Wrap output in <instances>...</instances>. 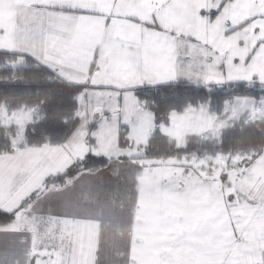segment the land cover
<instances>
[{"label":"snow or ice","instance_id":"1","mask_svg":"<svg viewBox=\"0 0 264 264\" xmlns=\"http://www.w3.org/2000/svg\"><path fill=\"white\" fill-rule=\"evenodd\" d=\"M0 264H264V0H0Z\"/></svg>","mask_w":264,"mask_h":264}]
</instances>
